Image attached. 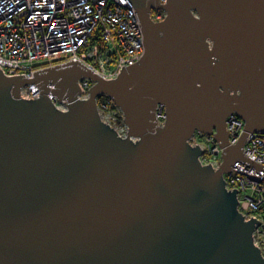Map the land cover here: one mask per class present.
Returning a JSON list of instances; mask_svg holds the SVG:
<instances>
[{"label":"water","instance_id":"obj_1","mask_svg":"<svg viewBox=\"0 0 264 264\" xmlns=\"http://www.w3.org/2000/svg\"><path fill=\"white\" fill-rule=\"evenodd\" d=\"M129 1L144 50L115 78L77 60L30 78L0 70V264H264L259 221L223 178L237 161L264 171L243 149L264 132V0ZM26 84L38 98L20 97ZM100 95L125 137L102 121ZM231 114L244 121L235 144ZM195 131L223 148L218 168L200 162Z\"/></svg>","mask_w":264,"mask_h":264},{"label":"built area","instance_id":"obj_2","mask_svg":"<svg viewBox=\"0 0 264 264\" xmlns=\"http://www.w3.org/2000/svg\"><path fill=\"white\" fill-rule=\"evenodd\" d=\"M164 1V0H161ZM129 0H0V70L6 76L24 74L77 60L105 80L115 78L126 67L139 61L143 35L136 11ZM161 9H152L154 21L163 19ZM92 82L78 80L79 98L88 97ZM40 89L26 84L20 97L35 99ZM51 96V94H49ZM64 108V103L56 102ZM102 121L119 136L127 135L122 111L106 95L97 97ZM158 125L164 121V106L154 110ZM244 121L235 114L226 118L229 144H235L243 131ZM214 132V130H213ZM191 145L202 149L199 160L218 168L223 148L213 135L195 131ZM244 156L260 162L264 169V132L249 133L243 145ZM232 172L224 173L227 189H236L239 212L245 219L255 218L253 242L264 257V171L237 161Z\"/></svg>","mask_w":264,"mask_h":264},{"label":"clouds","instance_id":"obj_3","mask_svg":"<svg viewBox=\"0 0 264 264\" xmlns=\"http://www.w3.org/2000/svg\"><path fill=\"white\" fill-rule=\"evenodd\" d=\"M194 134V133H193Z\"/></svg>","mask_w":264,"mask_h":264}]
</instances>
